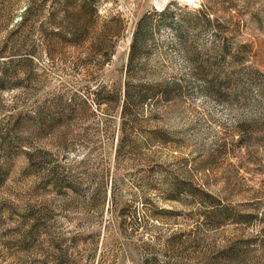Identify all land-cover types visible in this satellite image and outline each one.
Returning a JSON list of instances; mask_svg holds the SVG:
<instances>
[{"label": "rangeland", "instance_id": "374dc122", "mask_svg": "<svg viewBox=\"0 0 264 264\" xmlns=\"http://www.w3.org/2000/svg\"><path fill=\"white\" fill-rule=\"evenodd\" d=\"M0 264H264V0H0Z\"/></svg>", "mask_w": 264, "mask_h": 264}, {"label": "trees", "instance_id": "16d2710c", "mask_svg": "<svg viewBox=\"0 0 264 264\" xmlns=\"http://www.w3.org/2000/svg\"><path fill=\"white\" fill-rule=\"evenodd\" d=\"M90 1H94V0H88ZM93 8H90V12H93ZM54 13H52L49 17V22L52 21V17H53ZM61 37V35H60ZM59 38V36L56 37V39ZM137 42V37L135 36L134 42L132 44V49L134 50L135 48V44ZM132 89V85L128 83H126V90H125V97H124V105H123V109H122V115H126L127 113H131V111L133 110V108H136L137 106H139L140 103H142L144 100H146L145 95L143 94H139L136 97L133 95V93L131 92Z\"/></svg>", "mask_w": 264, "mask_h": 264}]
</instances>
